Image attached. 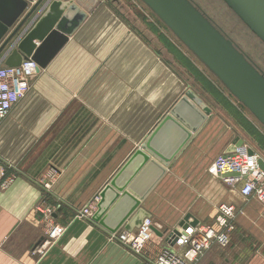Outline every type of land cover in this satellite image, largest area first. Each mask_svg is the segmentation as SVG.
<instances>
[{"label":"crops","instance_id":"0c3cea01","mask_svg":"<svg viewBox=\"0 0 264 264\" xmlns=\"http://www.w3.org/2000/svg\"><path fill=\"white\" fill-rule=\"evenodd\" d=\"M27 1L25 11L36 0ZM42 6L37 19L48 8ZM168 52L174 61L101 0L48 65L36 69L29 90L0 124V164L6 170L0 178V264L152 262L167 246L164 231L179 229L187 214L189 222L213 226L221 204L236 207L231 244L244 252L227 258L220 253L225 247L213 245L200 264H264V241L248 239L254 211L264 204L248 199L256 207L251 212L239 186L225 184L211 168L239 140L264 160V130L188 49ZM187 90L210 115L141 201L139 207L161 228L136 254L104 226L76 214L99 196ZM50 168L57 171L53 182L47 179ZM47 207L66 228L50 245L41 212Z\"/></svg>","mask_w":264,"mask_h":264},{"label":"water","instance_id":"95a60500","mask_svg":"<svg viewBox=\"0 0 264 264\" xmlns=\"http://www.w3.org/2000/svg\"><path fill=\"white\" fill-rule=\"evenodd\" d=\"M141 1L264 127V71L192 0ZM221 1L264 44V0ZM100 2L36 0L25 11L27 0H0L9 6H0V64L15 67L31 58L37 70L46 67ZM42 5L48 8L37 19ZM209 115L200 98L184 92L100 191L92 219L111 233L139 227L150 216L139 207L141 201ZM242 144L236 141L228 153ZM259 166L264 171L262 158ZM189 217L178 226L198 223ZM177 235L179 230H173L167 241L173 245Z\"/></svg>","mask_w":264,"mask_h":264},{"label":"built area","instance_id":"2783aa9c","mask_svg":"<svg viewBox=\"0 0 264 264\" xmlns=\"http://www.w3.org/2000/svg\"><path fill=\"white\" fill-rule=\"evenodd\" d=\"M37 64L31 58L23 59L15 67L0 64V124L8 116L12 107L25 96L29 90L30 78L36 73ZM261 156L253 151L247 144L236 146L233 152L221 154L212 162V172L219 176L229 186H239V193L245 199L255 198L264 204V171L259 166ZM57 171L50 168L47 174L49 181L54 180ZM6 177V170L0 164V178ZM15 174L9 176L12 182ZM45 183L49 188L52 182ZM89 201L82 206L76 217L92 218L96 210V202ZM43 219L46 226L45 245L56 242L65 232L66 228L52 218L51 208H45ZM236 207L221 204L219 213L215 218V225L197 223L189 224L185 229L179 228L174 244L169 242L154 258L152 262L144 264H199V259L213 245L225 247L229 244L231 233L235 229ZM155 228H161L152 218L145 217L139 227L133 231L123 230L112 233L113 238L127 246L136 254H141L146 245L153 238ZM172 231L163 233L169 238ZM171 241V239H170Z\"/></svg>","mask_w":264,"mask_h":264},{"label":"rangeland","instance_id":"374dc122","mask_svg":"<svg viewBox=\"0 0 264 264\" xmlns=\"http://www.w3.org/2000/svg\"><path fill=\"white\" fill-rule=\"evenodd\" d=\"M102 1H107L108 3H110L111 12L113 13V15L128 23L131 29H133L138 35L146 39L154 49L159 51L162 56L165 57L166 60L168 59V61H174V57L168 52V50L170 49L182 48L183 50H187L186 47L169 30V28L165 26V24L141 0ZM194 1L264 71V44L248 30V28L238 19V17L235 16L221 0ZM35 75L36 73L34 72L30 79L32 80ZM252 118L254 119L255 123L264 130L263 125L260 124V122H258V120H256L254 116ZM96 197H98V201L96 202V204H98L100 197L97 195L89 201H94ZM249 200L246 199L245 203L249 204V209H252L251 212H253L256 207L254 208V203L250 204ZM254 212L257 216L250 221L252 227H250L249 229L252 233H248V239L256 244L258 242L264 241V209H259L257 213L256 211ZM260 221L261 224L259 225ZM232 239H230L229 244L225 246L223 250L224 252L222 250L220 251L221 256H225L228 258L233 256L239 257L243 254L244 249L234 247V245L231 244ZM253 252L254 247L246 251L247 254H251ZM203 256H201V258L199 259V264ZM231 264L237 263H233L232 261Z\"/></svg>","mask_w":264,"mask_h":264},{"label":"trees","instance_id":"16d2710c","mask_svg":"<svg viewBox=\"0 0 264 264\" xmlns=\"http://www.w3.org/2000/svg\"><path fill=\"white\" fill-rule=\"evenodd\" d=\"M200 9H201V7L194 1V0H192ZM216 25H217V23L203 10V9H201ZM236 16V15H235ZM218 26V28L221 30V31H223L222 29H221V27L219 26V25H217ZM224 32V31H223ZM225 33V32H224ZM229 38H231L227 33H225ZM233 41V40H232ZM234 42V41H233ZM235 43V42H234ZM236 44V43H235ZM237 45V44H236ZM238 47H240L239 45H237ZM242 50V49H241ZM243 51V50H242ZM245 52V51H244ZM247 56L252 60V62L254 63V64H256L255 63V61H253V59L247 54ZM257 65V64H256ZM258 66V65H257ZM259 67V66H258ZM260 68V67H259ZM261 69V68H260ZM262 70V69H261Z\"/></svg>","mask_w":264,"mask_h":264}]
</instances>
